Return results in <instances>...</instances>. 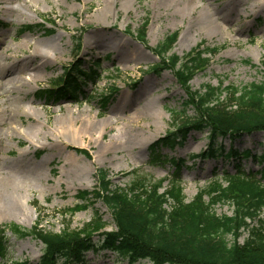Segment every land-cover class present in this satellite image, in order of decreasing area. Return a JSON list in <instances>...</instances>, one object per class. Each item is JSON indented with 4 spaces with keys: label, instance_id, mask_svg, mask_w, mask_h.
Here are the masks:
<instances>
[{
    "label": "rangeland",
    "instance_id": "374dc122",
    "mask_svg": "<svg viewBox=\"0 0 264 264\" xmlns=\"http://www.w3.org/2000/svg\"><path fill=\"white\" fill-rule=\"evenodd\" d=\"M227 1L231 0H32L28 18L23 19L0 9V64L14 53L8 66L12 64L10 74L17 75L13 84L0 85V108L11 111L15 103L24 107L16 124H0V184L10 173L18 176L22 182L15 194L23 204L21 223L0 219V226H37L59 234L81 231L98 213L105 223L101 231L114 229L112 214L100 200L93 198L87 208L73 211L80 203L77 193L91 191L100 170L106 173L110 189L129 191L138 181L160 183L161 192L168 185L173 168L167 163H150L151 147L197 112L192 106L185 108L188 96L172 70L161 67L156 73L151 72L161 61L154 49L175 32L177 40L168 55L174 54L180 60L199 44L203 45L201 49H218L214 54L203 55L208 57L209 65L190 79L191 92L206 85L242 88L264 82V0H238L244 3L243 10L237 6L227 23L217 21L214 10L225 6L231 9L232 4ZM208 2L212 4L209 7ZM106 5L108 12L104 10ZM248 6L252 10L245 11ZM103 12L105 19L97 20L96 16ZM146 21L142 43L137 31ZM27 26L33 30H24ZM26 39H42L52 45L48 61L36 69L24 67L33 58L30 51L21 52ZM76 60L85 73L95 62L100 65L95 80H85L80 85L85 95L77 94L75 102L67 97L49 100L46 90L63 77L65 66ZM7 76L2 75L1 82ZM68 122L79 133L78 144L67 140ZM30 126L35 129L34 134L30 133ZM207 143L206 133L192 131L181 147L159 150L163 157L184 161L179 176L186 202L200 190H210L215 174V181L225 186L224 173L236 171L233 159L190 158L202 153ZM222 144L227 151L228 140ZM235 149H250L256 156L264 154V134L244 136ZM242 168L245 172L260 171L264 162L247 158L242 161ZM255 179L261 181L260 175ZM132 192H140V188H133ZM212 209L219 216L233 212L227 202H219ZM261 217L264 219V211ZM6 235L9 248L0 264L39 263L43 253L39 240L18 238L9 231ZM246 237L243 232L239 243ZM97 239L94 236L93 241ZM80 264L127 261L110 252L90 250Z\"/></svg>",
    "mask_w": 264,
    "mask_h": 264
},
{
    "label": "trees",
    "instance_id": "16d2710c",
    "mask_svg": "<svg viewBox=\"0 0 264 264\" xmlns=\"http://www.w3.org/2000/svg\"><path fill=\"white\" fill-rule=\"evenodd\" d=\"M147 24L148 21L144 22L137 31L142 43H145ZM24 30L33 29L27 26ZM177 36V32L168 35L154 49L161 61L151 72L156 73L161 67L172 70L188 96L184 100L185 108L192 106L197 115L169 130L151 147L150 163L155 166L167 163L173 168L168 185L161 192L160 183L141 184L138 181L129 191L110 189L106 173L100 170L95 187L77 193L80 203L73 211L87 208L93 198L100 200L112 214L114 229L101 231L105 223L98 213L81 231L66 230L59 234L40 230L37 226L31 229L16 224L0 226V259L9 248L6 235L9 231L18 238L33 237L42 243L43 253L38 264H80L90 250L113 253L124 258L127 264L140 261L150 264H264V219L261 217L264 169L245 172L242 168L244 159L263 162L264 154L256 156L250 149L241 152L235 149V144L244 136L264 134V82L250 83L242 88L206 85L200 91L191 92L190 79L209 64L208 57L203 55L214 54L218 49H201L203 45L199 44L180 60L174 54L168 55ZM79 63L76 60L65 67L63 77L52 82L45 93L49 100L67 97L75 102L77 94L85 95L80 85H84L85 80H95L100 65L95 62L85 73L78 68ZM261 65L264 68V61ZM192 131L206 133L208 140L206 149L190 156L192 160L233 159L236 171L224 173L225 186L215 181L218 179L215 174L210 190H200L186 202L179 176L184 161L167 155L163 157L159 150L174 151L181 147ZM223 140L229 142L227 151ZM78 151L84 153L82 149ZM256 175H260L261 181L255 179ZM133 188H140V192H132ZM219 202L232 205L230 216L215 213L212 207ZM243 232L247 237L239 243ZM94 236L98 238L95 242Z\"/></svg>",
    "mask_w": 264,
    "mask_h": 264
},
{
    "label": "bare ground",
    "instance_id": "6f19581e",
    "mask_svg": "<svg viewBox=\"0 0 264 264\" xmlns=\"http://www.w3.org/2000/svg\"><path fill=\"white\" fill-rule=\"evenodd\" d=\"M186 1L190 3L193 2V0H186ZM13 3H17L18 6L14 7ZM226 3L230 5L232 4L231 9H227V6H225L224 8H222V10L220 9L214 10L215 15L218 16L216 19L217 21L220 20L224 23H227L230 17L232 16L235 8H237L238 6L242 9L244 6V3L243 2L241 3L238 0H231L229 2L227 1ZM31 4H32V0H0V9L1 11H6L10 14H14L18 16L19 18L23 19L24 17L28 18V14L26 13L31 11L32 9ZM206 5L207 7H209L212 4L208 2V4ZM108 9L109 7L106 5L104 7V10L108 12ZM249 9L252 10L249 6L244 7L245 11ZM106 12L98 14L96 16L97 17L96 19L104 20L106 17ZM21 47L24 49V51H21V52L30 51L32 54L33 58L28 59L27 62L24 64V67H28L29 69H36L39 66H41V64L47 62L48 61L47 54L52 49L51 43H49V41L42 40V39L41 40L40 39L23 40ZM15 56L16 55L12 53L6 56L5 60H2L3 62L0 64V77L2 75L7 76L11 73V71L13 70L12 69L13 65L11 64L12 66L11 65L8 66V64L12 61L10 59ZM30 61H34V62L30 64L31 63ZM29 76L31 79L32 78L31 74H29ZM16 78H17V75L13 76L10 74V76L9 77L7 76V78L5 80H2V82L0 79V85L2 86L3 84H6V85L13 84ZM22 110H24V107L23 105L19 103H15L11 111L0 108V124L6 123V122H8L10 125L16 124L15 119L21 113ZM29 128H30V133L34 134L35 129L32 128L31 126ZM66 129H67L68 142L69 143L71 142L72 144H78L79 133L74 128V124L72 122H68V126ZM13 165L14 164H10V166H13ZM14 166L15 168L18 167L17 164H15ZM8 177L9 178L6 180L2 179L1 184H0V219L1 220L3 219L13 220L17 223H21L19 216L21 215V209L23 207V204L21 200L17 198L15 193L21 186L22 181L21 179H19L18 176L12 175L11 173L10 175L8 174ZM25 204L28 205L27 202Z\"/></svg>",
    "mask_w": 264,
    "mask_h": 264
}]
</instances>
